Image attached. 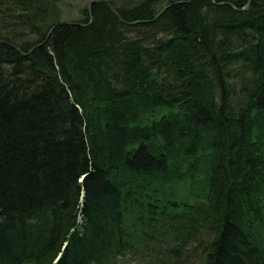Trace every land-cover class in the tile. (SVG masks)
<instances>
[{"label": "trees", "instance_id": "trees-1", "mask_svg": "<svg viewBox=\"0 0 264 264\" xmlns=\"http://www.w3.org/2000/svg\"><path fill=\"white\" fill-rule=\"evenodd\" d=\"M94 1L0 0V264H264V0Z\"/></svg>", "mask_w": 264, "mask_h": 264}, {"label": "rangeland", "instance_id": "rangeland-1", "mask_svg": "<svg viewBox=\"0 0 264 264\" xmlns=\"http://www.w3.org/2000/svg\"><path fill=\"white\" fill-rule=\"evenodd\" d=\"M94 0H58L60 19L65 22L76 20L80 17L82 10L88 3ZM128 2H137L139 0H127ZM167 0H163L160 7H164Z\"/></svg>", "mask_w": 264, "mask_h": 264}, {"label": "water", "instance_id": "water-1", "mask_svg": "<svg viewBox=\"0 0 264 264\" xmlns=\"http://www.w3.org/2000/svg\"><path fill=\"white\" fill-rule=\"evenodd\" d=\"M249 2H250V0H248V3L246 4V6L244 7V8H242L241 10H246L247 9V7L249 6ZM93 3H95V1H91L90 3H88V5L86 6V10H87V12L89 13V15L91 16V5L93 4ZM107 3V5H108V7L111 9V11L114 13V14H116V11L113 9V7L108 3V2H106ZM228 5L230 6V7H234L232 4H230V3H228ZM169 7V5H165L160 11H159V13L157 14V16H159L165 9H167ZM59 257V256H58Z\"/></svg>", "mask_w": 264, "mask_h": 264}]
</instances>
